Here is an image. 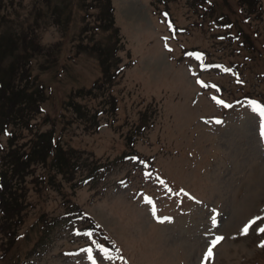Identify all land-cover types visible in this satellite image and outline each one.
I'll return each instance as SVG.
<instances>
[{
    "label": "rangeland",
    "instance_id": "1",
    "mask_svg": "<svg viewBox=\"0 0 264 264\" xmlns=\"http://www.w3.org/2000/svg\"><path fill=\"white\" fill-rule=\"evenodd\" d=\"M98 2L0 0V105L13 116L0 128L21 149L52 133L70 157L65 172L29 166L22 234L7 252L0 235V264H264V0L252 13L241 0ZM66 201L110 246L44 234L40 214Z\"/></svg>",
    "mask_w": 264,
    "mask_h": 264
},
{
    "label": "trees",
    "instance_id": "2",
    "mask_svg": "<svg viewBox=\"0 0 264 264\" xmlns=\"http://www.w3.org/2000/svg\"><path fill=\"white\" fill-rule=\"evenodd\" d=\"M98 5L106 6L109 5L110 0H97ZM241 2L246 3L249 8V13H252V11H255L256 4L258 3V0H241ZM55 8H60L59 5H56ZM259 11V10H258ZM98 19L105 18V15L100 11V13L97 15ZM108 26V25H107ZM14 39L10 36H5V45L7 43H13ZM30 42V41H29ZM4 43L0 41V50ZM30 44H32L30 42ZM7 46V45H6ZM5 46V47H6ZM25 54L21 56L22 63H25V61L28 59V55H26V50L24 49ZM20 61V62H21ZM12 70H15L13 68V65L11 66ZM105 71V67H104ZM27 73V69H24L21 72L20 80L18 81L19 84H21L22 79L25 80V83H28L29 79L28 76H25ZM20 86V85H19ZM3 84L0 80V92H2ZM22 91L25 90V87L20 86ZM83 91L79 90L78 94H81ZM15 105V103H13ZM34 108V107H33ZM8 109V110H7ZM0 114L3 115V117L7 120H13V116L11 115V111L9 109L8 102H3L0 105ZM6 120V121H7ZM4 127V126H2ZM45 135V134H44ZM43 135V136H44ZM13 138L9 140L8 146H11L8 148L7 151H4V147L0 150L2 153V158H0L1 165L4 163V166L0 167V235H3L7 238H11L12 236L16 234L15 231H17V227L20 225L21 217H22V210L24 209L25 205L22 201L21 197L25 194L24 188L21 185V182L24 178V176L32 172L31 169H28L31 164L34 162L41 161L44 164L49 162L50 166L53 167L54 165L60 166L61 171H64V167L70 166V157L67 156V153L64 150H61L59 147L53 148L50 141H45V144H39L41 141L38 139H34L33 143L30 148L26 149L24 146L21 149V146L15 148L12 147L11 142ZM1 146V144H0ZM12 149V150H11ZM50 151L52 152L53 156L48 161L47 156L49 155ZM15 175L18 176L16 180H11L12 177ZM12 183L16 184L13 185ZM18 185L20 187H18ZM20 198V200H19Z\"/></svg>",
    "mask_w": 264,
    "mask_h": 264
},
{
    "label": "snow or ice",
    "instance_id": "3",
    "mask_svg": "<svg viewBox=\"0 0 264 264\" xmlns=\"http://www.w3.org/2000/svg\"><path fill=\"white\" fill-rule=\"evenodd\" d=\"M165 39H167V38H165ZM166 46H167V45H166ZM221 103H222V101H221ZM253 103H255V102H253ZM261 112H262V114H264V108H261ZM261 135L264 136V130H262ZM256 219H260V218L257 217ZM256 219L250 221L249 224L246 225V226L243 228L242 231H243L244 234H247V232L249 231V229L251 228V226H252L253 224L256 223ZM215 223H216V220H215V217H213V224L215 225ZM258 231L261 232V233H264V227H260V228L258 229ZM222 239H223V237H221V236H217V237L215 238V240L212 242V246L215 247V245L218 244ZM211 256H212V248H209V249H208V252H207V257H211ZM90 259H91V257H90Z\"/></svg>",
    "mask_w": 264,
    "mask_h": 264
}]
</instances>
